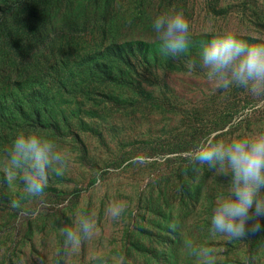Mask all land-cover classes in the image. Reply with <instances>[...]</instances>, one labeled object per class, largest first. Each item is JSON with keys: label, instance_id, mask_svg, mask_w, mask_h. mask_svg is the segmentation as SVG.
<instances>
[{"label": "rangeland", "instance_id": "374dc122", "mask_svg": "<svg viewBox=\"0 0 264 264\" xmlns=\"http://www.w3.org/2000/svg\"><path fill=\"white\" fill-rule=\"evenodd\" d=\"M172 11L191 32L176 58L152 28ZM225 30L264 43V0H0V167L20 131L54 140L69 160L41 198L0 173V264H196L185 240L216 249L221 264H264V233L210 237L225 182L186 159L209 134L264 130V97L214 91L199 67L202 42ZM5 78L19 83L7 98ZM117 203L127 207L114 221ZM84 216L94 233L65 253L60 229Z\"/></svg>", "mask_w": 264, "mask_h": 264}, {"label": "clouds", "instance_id": "9594fccd", "mask_svg": "<svg viewBox=\"0 0 264 264\" xmlns=\"http://www.w3.org/2000/svg\"><path fill=\"white\" fill-rule=\"evenodd\" d=\"M152 28L163 56L176 58L188 52L190 22L182 11L157 15ZM198 60L214 91L237 87L254 97H264V43H249L235 32L225 30L202 42ZM185 67L192 72L197 61L190 60ZM186 159L194 170L206 166L225 182V191L216 198L211 210L208 228L211 238L220 236L232 242L264 233V130L228 140L209 134L189 150ZM68 164L66 153L54 140L20 131L5 151L0 173L9 185L19 180L24 195L41 198L50 174L63 176ZM12 207H19V202L13 200ZM126 207L125 203L111 204L107 209L111 220L120 219ZM95 227L87 216L79 218L76 229L63 226L60 229L63 251L71 253L81 248ZM167 227L175 232L178 223L174 219ZM184 244L196 258V264H221L216 249L206 245L193 248L188 240ZM118 264H124V257Z\"/></svg>", "mask_w": 264, "mask_h": 264}, {"label": "trees", "instance_id": "16d2710c", "mask_svg": "<svg viewBox=\"0 0 264 264\" xmlns=\"http://www.w3.org/2000/svg\"><path fill=\"white\" fill-rule=\"evenodd\" d=\"M9 8H11V7H9ZM15 83H17L16 85L19 84L18 82H15ZM15 83H14L13 79H11V78H5L6 98H7L8 95H12V91L15 88ZM136 241L138 242V240H136ZM138 243H139V246H141V248L144 247L143 243H141V242H138ZM142 249H144V248H142ZM150 257H152V256H150Z\"/></svg>", "mask_w": 264, "mask_h": 264}]
</instances>
